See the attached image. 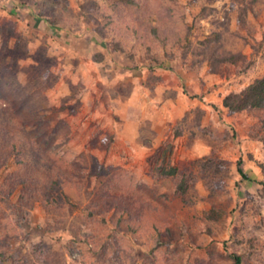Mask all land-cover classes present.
<instances>
[{"label":"rangeland","instance_id":"1","mask_svg":"<svg viewBox=\"0 0 264 264\" xmlns=\"http://www.w3.org/2000/svg\"><path fill=\"white\" fill-rule=\"evenodd\" d=\"M263 74L264 0L0 1V150L29 157L0 167L16 181L1 189L0 247L45 264H264V108L222 105ZM55 167L77 207L48 218L34 189ZM119 216L127 236L96 246Z\"/></svg>","mask_w":264,"mask_h":264},{"label":"trees","instance_id":"2","mask_svg":"<svg viewBox=\"0 0 264 264\" xmlns=\"http://www.w3.org/2000/svg\"><path fill=\"white\" fill-rule=\"evenodd\" d=\"M0 1H4L6 3L7 0H0ZM130 2L134 3V0H129ZM47 22L50 23L51 26L57 28V24L55 22L50 21V19H46ZM223 61V60H221ZM222 105L227 108V110L230 113H238V112H242L245 110H255V109H262L264 108V74L256 77L253 81H251L250 83H248L245 87H243L241 90L239 91H232L227 93L223 99H222ZM167 147L169 148V150L171 151V144L168 143ZM2 148H5L2 147ZM12 150L13 151H9L6 149H2L0 150V167L3 166V168H7L8 166V156L9 154H13L16 158V163L18 165L19 169H23L25 168V163H27V161L29 160L28 155L25 153L26 150H23L20 144H13L12 145ZM25 153V155H23ZM242 163L243 160L242 158H238L237 162H236V168H237V172L238 174L241 176V180L243 179H248L247 178V174L244 172L243 168H242ZM161 171V175L162 176H175L178 174L179 170L178 167L176 166H169L168 168H165L163 166H160L158 168ZM54 171V168L52 169ZM56 174L53 173V175L55 176V178H52L50 180L51 185L48 187L47 186V190H35L34 195H42V197H44V199H42V204L45 207L46 210V216L48 218H56L57 215L59 214H63V212L66 209V204H70L73 207H77L75 206L76 204L73 203L72 199L64 192L63 187L61 186V184L59 185L61 179H60V175L58 174L57 171H59L56 167ZM102 167H100L97 170V174L98 176H100V178H102ZM101 171V172H100ZM5 178V180H4ZM14 178L12 175H7L5 176V174H3L0 177V236H2L5 240H8L9 238L7 237L8 235V228L10 230V225L7 224L8 218L7 216L2 214V204L6 203L8 205H12L10 202H8L6 200L5 197H2V187L6 186V184L8 183L9 185H11L12 187L15 185L14 182ZM186 179H182L178 182L177 184V188L176 191L178 190L179 193L184 192V190L187 187V182ZM33 194V191H30ZM25 196H21L20 198V202L16 203V206H14V208H12L11 210L18 215L19 213L22 215L21 217H24L22 214V202L25 200L24 199ZM94 205L95 204H91L88 208H87V215L86 218L90 219L92 217V215L97 212L96 209H94ZM92 207V208H91ZM94 209V210H93ZM137 209V208H136ZM123 211L127 212V210L123 209ZM53 212V213H52ZM98 213L102 214V220L104 221V217L107 213L106 210L103 211V209L101 211H98ZM121 214H123V212H119ZM19 216V215H18ZM142 219H146L143 215V217L140 216V218L137 215H133V214H129L128 215V219H127V223H128V230H137L139 229V227L142 224ZM122 219L120 218V216L118 217V219L114 222L113 225V230L111 233H107L106 236H104V238H100L99 234H93L92 237H90V239L95 243V245L97 246V242L93 239H96L97 241H99V245L105 249V251L107 250V246L108 244L111 246H114L113 242L117 241V237H121V238H125L127 235L123 234V230L122 227L120 226V221ZM157 220V218H154V221ZM126 221V220H125ZM152 222L155 230L159 233V235H161V227L162 224L160 223H155ZM171 227L165 228L166 232H170ZM115 236H117L115 238ZM80 240V238H76V236H73L70 238V240H68L64 247L65 250H67V248H69L73 243L76 242V240ZM158 240V239H157ZM9 241V240H8ZM4 243V242H3ZM117 245V244H116ZM107 247V248H106ZM88 252L91 253H95V248H91L90 250H87ZM34 251H29L27 254H25V252L21 251L19 248H15L13 253L11 255H15L14 257H10L9 255H7L5 253V251L3 250V248L0 247V260H2L3 262L6 261L9 257L12 258V263L13 264H45L44 261L47 260V255L44 252L43 253H33ZM46 255V256H45ZM233 259H234V263L235 264H239L242 260L241 258V254H234L233 255ZM52 262H59V257L58 255H56V257L54 258V260ZM51 263V262H50ZM48 263V264H50ZM55 264V263H54Z\"/></svg>","mask_w":264,"mask_h":264}]
</instances>
